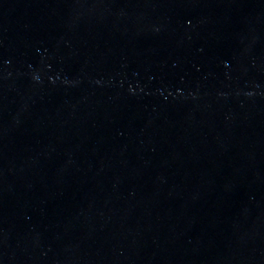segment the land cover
<instances>
[{
	"label": "water",
	"instance_id": "water-1",
	"mask_svg": "<svg viewBox=\"0 0 264 264\" xmlns=\"http://www.w3.org/2000/svg\"><path fill=\"white\" fill-rule=\"evenodd\" d=\"M0 264H264V0H0Z\"/></svg>",
	"mask_w": 264,
	"mask_h": 264
}]
</instances>
